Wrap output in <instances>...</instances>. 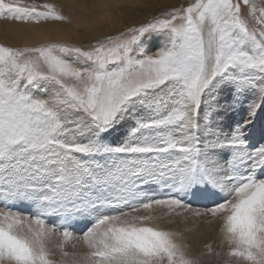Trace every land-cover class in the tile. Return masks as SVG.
I'll list each match as a JSON object with an SVG mask.
<instances>
[{"label": "snow or ice", "instance_id": "6c2138e0", "mask_svg": "<svg viewBox=\"0 0 264 264\" xmlns=\"http://www.w3.org/2000/svg\"><path fill=\"white\" fill-rule=\"evenodd\" d=\"M42 7L0 0V18L71 23ZM106 7L83 43L0 44V264H58L50 240L68 257L81 220L72 264H200L154 223L197 193L226 255L264 264V0Z\"/></svg>", "mask_w": 264, "mask_h": 264}, {"label": "rangeland", "instance_id": "374dc122", "mask_svg": "<svg viewBox=\"0 0 264 264\" xmlns=\"http://www.w3.org/2000/svg\"><path fill=\"white\" fill-rule=\"evenodd\" d=\"M7 2V0H6ZM19 2L22 4V6L25 7H31L36 6L38 11H44L45 9L42 7L45 4H51L53 5L57 11L61 12L63 15L70 17L71 23L68 21H59L66 23L68 25H72L73 27H77V22L74 21V19L71 17L73 14V10L77 7H74L73 2H66V0H19ZM157 4L159 2H154ZM167 5H160L161 8L165 7V9H170L173 7L179 8V7H186L188 4L192 3L193 0H166L165 1ZM74 7L71 9V5ZM167 7V8H166ZM242 12L247 14V7L241 3ZM75 9V10H76ZM3 20V19H2ZM249 25L255 26V22L248 17ZM15 21V20H12ZM42 22H51L55 20H41ZM73 21V23H72ZM16 22V21H15ZM19 22V21H18ZM79 25V24H78ZM105 28V27H104ZM103 28V29H104ZM106 29L104 31H108ZM78 33H80V36L82 37L83 43L86 39L84 36V28L79 27L76 30ZM83 31V32H82ZM52 42H64V43H75L79 44L76 41H52ZM0 44H4L6 46H13V47H23L25 46L22 43H14L13 40L6 37L3 33H0ZM40 44H46V43H40ZM38 45V44H35ZM28 46H34V45H28ZM167 209H156L151 214L156 216H162L163 212H166ZM177 212H180V215L177 216L173 213L171 216H162L161 219L155 221L154 223L159 225L160 227L166 229V230H172V231H178L181 232L185 240L184 242L189 246V255L192 257H195L199 260L200 264H236L235 258H229L226 255L227 252V245L222 243V238L219 232L220 223L218 220H213L211 216H196L195 213L197 211L204 212L205 210L202 209H177ZM194 211V212H193ZM138 215L148 214L141 211L140 213H136ZM209 221H212L209 223ZM75 240L68 242L65 244L64 250L69 253L68 257H61L60 249L56 247L58 243H61L62 240L57 236L53 237L50 242L49 246L54 251L55 255L53 259H55L58 264H72L73 259H80L83 254L87 253L88 249L84 245L82 237L73 235ZM206 245L212 246V253H208V249L205 247ZM73 253H77V256H73ZM219 253V255H217Z\"/></svg>", "mask_w": 264, "mask_h": 264}, {"label": "bare ground", "instance_id": "6f19581e", "mask_svg": "<svg viewBox=\"0 0 264 264\" xmlns=\"http://www.w3.org/2000/svg\"><path fill=\"white\" fill-rule=\"evenodd\" d=\"M67 1L70 3L73 2L74 7H77V9L75 8L76 10H73V14L71 17L75 22L79 24V26L83 27L85 31L88 30L85 28V25H89L97 29L104 28L106 24V14L112 11L110 7L106 6L120 2V0H66V2ZM153 1L159 2L157 3V5H167L165 4L166 0ZM74 7L72 5L71 7H69L71 9V12L72 8ZM163 9H165V7H163ZM2 19L3 18H0V33H3L6 37L13 40L14 43L35 45L40 43H49L52 41H76L78 43L82 42L80 33L76 31L78 28L75 30L76 27L63 22L40 21V23L37 24L33 21L25 23L22 21L15 22L10 19ZM105 29L106 27L103 30ZM258 131L259 126L254 131V133L256 134Z\"/></svg>", "mask_w": 264, "mask_h": 264}]
</instances>
